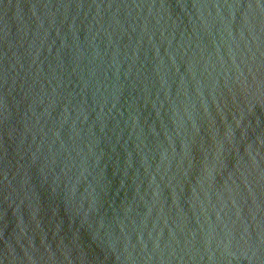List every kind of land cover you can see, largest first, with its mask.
Segmentation results:
<instances>
[{
	"label": "water",
	"instance_id": "water-1",
	"mask_svg": "<svg viewBox=\"0 0 264 264\" xmlns=\"http://www.w3.org/2000/svg\"><path fill=\"white\" fill-rule=\"evenodd\" d=\"M0 264H264V0H0Z\"/></svg>",
	"mask_w": 264,
	"mask_h": 264
}]
</instances>
